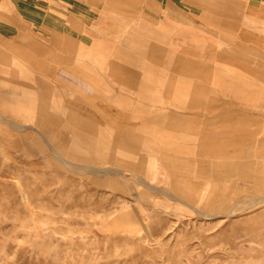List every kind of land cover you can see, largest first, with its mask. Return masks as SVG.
<instances>
[{
    "label": "rangeland",
    "instance_id": "rangeland-1",
    "mask_svg": "<svg viewBox=\"0 0 264 264\" xmlns=\"http://www.w3.org/2000/svg\"><path fill=\"white\" fill-rule=\"evenodd\" d=\"M8 2L12 0H0V23L8 38L17 39L19 26L23 32L33 34L37 43L48 46L54 32L77 35L78 31H72L67 23L68 18H73L80 25L79 33H112L90 36L87 41L89 46L95 40L111 44L109 60L114 58L113 48L120 38L115 34L118 30L127 32V41L117 44L121 47L132 49L133 41L136 46L164 50V58L156 69L159 72L147 93L149 98H140L114 82L90 60L100 75V89L68 94L66 98L70 99L66 102L75 108V114L70 115L86 112L85 117L102 134L123 126L115 121L118 110L132 112V102L148 107L143 116H151L150 109L157 106L155 101L166 96L162 90L168 81L166 66L176 63V57L189 50L198 52V48L231 47L220 41L219 28L208 26L207 14L200 19V11L184 0H165L167 19H154L156 16L139 3L140 15L147 24L133 29L135 35H130L131 28L114 27L110 21L100 23V0H25L22 5L28 11L21 13L22 20L7 11ZM247 2L244 0L236 13L235 26L244 33L249 49L262 52L264 31ZM221 6L228 9L223 2ZM125 8L124 14L128 15L129 6ZM238 42L233 39V47ZM144 53L135 55L143 59ZM208 60L205 62L213 65ZM256 62L264 67V59L256 58ZM70 74L89 83V75L77 70ZM183 79L175 76L174 86H182ZM105 85L112 91L102 90ZM92 94L114 116H90L89 111L93 110L82 102ZM260 104L264 105V101ZM130 116L126 126H137ZM29 117L28 111L0 106V264H264V157L250 158L258 168L254 179L246 180L236 174L215 179L192 172L189 181L199 187L173 189L167 175L155 168L154 158L136 173L138 177L128 176L121 173L124 171H115L111 156L98 159L91 148L95 146L92 140L87 143L77 136L66 146L62 138L70 134L63 126L54 127L55 138L49 139L33 133L29 120L19 122ZM262 128L264 122L248 125L250 131L261 136ZM187 191L196 192L194 201L182 194ZM211 191L222 193L205 195Z\"/></svg>",
    "mask_w": 264,
    "mask_h": 264
},
{
    "label": "crops",
    "instance_id": "crops-1",
    "mask_svg": "<svg viewBox=\"0 0 264 264\" xmlns=\"http://www.w3.org/2000/svg\"><path fill=\"white\" fill-rule=\"evenodd\" d=\"M100 1L103 3L100 23L110 21L114 27L122 25L125 29L131 28L130 35H135L133 29L147 24L140 15L139 3L156 16L154 19L168 18L163 8L166 6L165 0ZM24 2H8L7 11L22 20L21 13L28 11L22 5ZM184 2L200 11V19L207 14L210 21L208 26L219 28L220 41L231 47L185 51L184 54L193 60L183 54L176 57V63H168L165 70L168 81L162 89L166 96L155 101L157 106L150 109L151 116H143L148 107L130 103L133 108L129 112L130 117L138 123L137 126H126L130 114L118 110L119 117L115 121L123 126L110 128L109 134L99 133L95 124L85 117L86 112L76 116L69 114H75V108L69 106L66 102L69 97H66L68 94H86L100 89V75L90 64L92 60L114 82L140 98H149L147 93L159 72L156 69L164 58V50L136 46L133 41L132 49L121 47L117 44L127 41L124 39L127 32L118 30L115 34L120 38L113 48L114 58L109 60L107 53L109 55L111 44L95 40L96 43L89 46L87 41L90 36H108L112 33H106L105 30L79 33L80 25L73 18H68L67 23L72 31H78L77 35L73 37L72 33L59 35L54 32L48 39V46L37 43L32 39L33 34L23 32L19 26L17 39L8 38L3 23H0V106L28 111L30 117L21 118L19 122L29 120L28 125H32L33 133L44 134L49 139L55 138L54 127L62 129L63 126V130L70 134L63 135L66 146L77 136L87 143L92 140L95 146L91 148L97 152L98 159L103 161L106 155L111 156L109 160L116 166L115 171H124L122 174L138 177L136 173L143 170L150 158H154L155 164L159 165L155 168L167 175L171 181L169 187L173 189L199 187L189 181L192 172L215 179L234 174L246 180L254 179L258 168L253 166L250 158L254 155L264 157V135L250 131L248 125L264 122V105L260 104L264 101V67L256 62V58L264 59V51L253 52L249 49L244 33L236 29V13L240 12L244 0ZM221 2L228 9H223ZM127 5L128 15L124 14ZM158 6L162 7L160 11ZM247 8L257 14L264 31V0H248ZM233 39H239L238 46L233 47ZM143 51V59L135 55ZM90 55L94 58H90ZM207 58L213 61V65L205 62ZM132 67L142 72L138 73ZM73 70L84 76L89 75V83L72 77L70 73ZM169 70L171 72L168 75ZM92 75L97 78L93 79ZM175 76L185 77L181 81L182 86H174ZM246 77L253 79L248 80ZM101 89L112 91L106 85ZM13 100L16 102L11 104ZM83 103L93 110L89 111L90 116L96 114L103 119L114 116L103 108L97 95L86 96ZM82 104L79 105L83 108ZM117 107L123 109L121 105ZM200 113L204 116L200 117ZM261 131L264 132V128ZM254 144L258 147L257 151H254ZM221 193L211 191L205 195L218 196ZM182 194L191 201L196 198V192L193 191Z\"/></svg>",
    "mask_w": 264,
    "mask_h": 264
}]
</instances>
